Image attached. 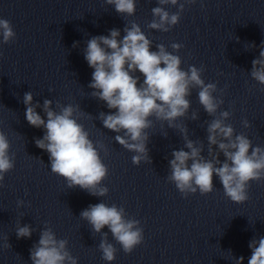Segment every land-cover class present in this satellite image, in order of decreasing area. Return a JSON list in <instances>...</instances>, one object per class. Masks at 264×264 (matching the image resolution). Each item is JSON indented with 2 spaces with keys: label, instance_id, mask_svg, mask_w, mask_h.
Returning a JSON list of instances; mask_svg holds the SVG:
<instances>
[{
  "label": "clouds",
  "instance_id": "obj_1",
  "mask_svg": "<svg viewBox=\"0 0 264 264\" xmlns=\"http://www.w3.org/2000/svg\"><path fill=\"white\" fill-rule=\"evenodd\" d=\"M105 2L114 6L121 16H132L136 12V0ZM195 2L158 0L159 6L151 10L153 19L148 23V28L170 31L179 23L185 3ZM167 5H178V10L169 12L165 8ZM123 32L122 38L120 30L115 28L110 30L109 35L93 36L87 40L84 49V58L94 70L88 85L93 89L91 96L105 102L108 109L115 110L99 114L104 128L117 133L115 141L135 153L132 163L138 166L142 161L151 163L147 129L152 127V118L166 122L168 128L180 131L184 141L182 148L171 153L168 181L174 183L184 197L197 191L206 195L214 191L215 176L219 178L227 198L237 204L246 202L249 199L250 182L264 180V148L253 146L252 141L243 133L235 134L233 126L226 123L231 115L229 111H221L216 115L224 101L214 95L218 91L217 84L205 83L202 79L203 67L190 65L187 71L183 70L180 56L169 52L162 43L156 44L157 50L152 51L153 41L136 22L126 25ZM0 36L5 44L16 37L7 19H0ZM77 45L78 42L74 47ZM250 45L256 47L255 44ZM182 47L178 43L171 45L174 52ZM260 48L259 56L252 61L250 76L264 85V42ZM137 71L144 77L142 82L140 76L135 75ZM193 89H198L199 103L208 116L216 117L207 122V157L202 155L203 142L198 144L189 139L187 126L177 123L179 119L188 116L191 108L188 97ZM23 104L29 125L45 130L42 138L35 139V144L49 154L51 171L63 177L68 188L79 187L93 196L107 195L109 189L102 182L107 178L108 167L100 156V151L107 154V149L102 143L93 142L88 131L78 123V106L58 104L60 111L57 112L50 99H45L43 105L33 103L31 92L24 94ZM37 108H42L46 119L37 112ZM190 118L198 119V113L193 111ZM243 123L244 127L250 126L247 120ZM10 147L7 136L0 130V186L5 174L15 166V154L10 155ZM185 148L188 150L185 151ZM221 154L223 161L220 160ZM18 204L23 205L24 201ZM126 216L123 207L115 204L109 206L104 202L89 205L80 213V217L91 225L95 233H102V229L107 226L123 251L130 254L143 242L144 236L140 221ZM33 231L31 225L18 224L15 232L20 239L31 238ZM67 245V239H58L50 227L44 228L38 242L30 249L32 264H78ZM10 246L9 243L4 245L5 248ZM248 246L252 252L248 264H264V236L253 238ZM99 250L103 260H115L117 249L109 242L106 232H103ZM228 251L232 254L231 250ZM234 258L236 264H243V256Z\"/></svg>",
  "mask_w": 264,
  "mask_h": 264
}]
</instances>
